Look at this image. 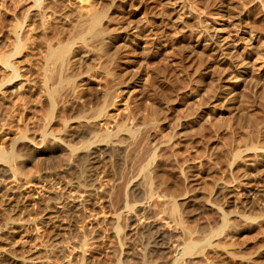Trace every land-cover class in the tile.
Returning a JSON list of instances; mask_svg holds the SVG:
<instances>
[{
    "label": "rangeland",
    "instance_id": "1",
    "mask_svg": "<svg viewBox=\"0 0 264 264\" xmlns=\"http://www.w3.org/2000/svg\"><path fill=\"white\" fill-rule=\"evenodd\" d=\"M0 249L264 264V0H0Z\"/></svg>",
    "mask_w": 264,
    "mask_h": 264
},
{
    "label": "bare ground",
    "instance_id": "2",
    "mask_svg": "<svg viewBox=\"0 0 264 264\" xmlns=\"http://www.w3.org/2000/svg\"><path fill=\"white\" fill-rule=\"evenodd\" d=\"M98 17V16H97ZM99 18V17H98ZM98 18L97 19H94V21H93V26H97L98 27V24H97V22H95V21H98ZM95 22V23H94ZM95 26V28L97 29V27ZM94 28V27H93ZM112 146H115V145H111L110 147H112ZM117 146V145H116ZM56 147V146H55ZM58 148H59V146H58ZM57 148V149H58ZM109 148V147H108ZM63 149V148H62ZM107 149V148H106ZM105 149V150H106ZM113 150H115V148L113 149ZM112 150V151H113ZM119 150V149H118ZM59 151H60V149H59ZM62 151V150H61ZM109 151H110V149H109ZM109 151H106L107 153L109 152ZM117 151V150H116ZM111 152V151H110ZM109 152V153H110ZM64 154V153H63ZM96 154H98V151L97 150H93V152H92V155H91V158H95V155ZM94 155V156H93ZM114 156V155H113ZM96 157H97V155H96ZM69 159V158H68ZM70 160V159H69ZM92 160V159H91ZM93 161V160H92ZM9 170V169H8ZM5 171L4 173L5 174H12V171L11 170H9V171ZM226 191H228V190H226ZM223 192V191H222ZM229 192L230 191H228L227 193L229 194ZM231 195V194H230ZM225 196H226V194H225ZM227 197H228V195H227ZM229 198V197H228ZM61 203V202H60ZM61 205V204H60ZM57 208V207H56ZM62 208V207H61ZM59 207L57 208V209H52L51 211L49 210V217H48V219L50 218V219H52V218H56V216H59L58 215V212H59ZM63 209V208H62ZM65 209V208H64ZM192 209V208H191ZM199 210V209H198ZM195 212V211H194ZM198 212V211H197ZM60 213V212H59ZM189 213V212H188ZM192 214V213H191ZM152 221V220H151ZM149 223V222H148ZM151 223V222H150ZM150 223H149V225H150ZM149 225H146L147 226V228L149 227ZM143 226H145V225H143ZM145 226V227H146ZM150 226H152V225H150ZM149 229V228H148ZM152 229V228H151ZM162 231V230H161ZM147 233V232H146ZM150 233V232H149ZM166 233V232H165ZM6 241V240H5ZM9 241V240H8ZM151 242H157V244H155L154 243V245L155 246H153L154 248H155V250L156 251H158V252H163V251H165V250H169L170 249V246H171V243H170V240H167L166 239V237H165V235H164V233L163 232H160V230L158 231V233H157V235L156 236H154L153 238H151V240H150ZM12 242V241H11ZM11 242H9V243H11ZM6 243V242H5ZM8 242L6 243V245H8L9 244ZM3 244V243H2ZM13 244V243H12ZM5 245V246H6ZM11 245V244H10ZM15 246V245H14ZM152 247V248H153ZM5 249V248H4ZM7 250V249H6ZM28 258V257H27ZM40 258H38L37 260H39ZM0 260L2 261L3 260V263H4V261L5 262H8L9 264H45L44 262H42V261H34V259L31 261V260H28V259H26V257H24V258H17V257H14V256H12V254H9L8 253V251H5V250H3V249H0ZM47 263V262H46ZM2 264V263H1Z\"/></svg>",
    "mask_w": 264,
    "mask_h": 264
}]
</instances>
